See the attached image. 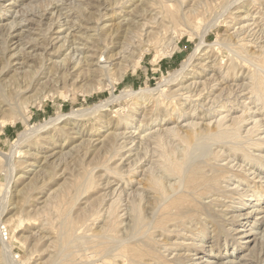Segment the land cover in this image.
Segmentation results:
<instances>
[{"label": "rangeland", "instance_id": "1", "mask_svg": "<svg viewBox=\"0 0 264 264\" xmlns=\"http://www.w3.org/2000/svg\"><path fill=\"white\" fill-rule=\"evenodd\" d=\"M0 91V264H127L113 255L131 246L147 264H264V0H0ZM191 124L230 131L206 144L223 180L195 197L200 224L154 228L184 192L173 176L151 227L122 235L148 165L181 160Z\"/></svg>", "mask_w": 264, "mask_h": 264}, {"label": "bare ground", "instance_id": "2", "mask_svg": "<svg viewBox=\"0 0 264 264\" xmlns=\"http://www.w3.org/2000/svg\"><path fill=\"white\" fill-rule=\"evenodd\" d=\"M124 1V0H123ZM115 5V4H114ZM205 5V4H204ZM231 5V4H230ZM223 7V6H222ZM222 10V9H221ZM157 17L156 14H154V19ZM152 17V15H151ZM23 18V17H22ZM98 18V17H97ZM152 22V21H151ZM128 27L130 25H127ZM119 28V27H118ZM126 28V27H125ZM132 28V27H131ZM121 30V29H120ZM128 30V29H127ZM116 32H118L117 30H115ZM114 31V32H115ZM127 33V31H126ZM125 33V34H126ZM113 35V34H112ZM205 35V34H204ZM117 36V35H116ZM125 36L121 34V36H119V40H124ZM203 39H200V42L196 45L195 47V50L190 54V56L188 57V59L186 61L183 62V64L181 65V70L179 69L178 73V76H175L176 74H173L175 79L174 80H177V78H179L182 74V71H185L183 69H187V67H190L189 64L191 65V62H192V59L194 57H196V55H198L197 53L199 52V50L201 49V47H203L206 43L205 40ZM237 40V39H236ZM252 42V41H251ZM65 43V42H64ZM111 43V42H110ZM120 43V42H119ZM122 43V42H121ZM135 44V43H134ZM203 45V46H201ZM121 46V45H120ZM124 44L122 45L121 48H123ZM209 46V45H208ZM225 48V47H224ZM244 49V48H243ZM259 49V48H258ZM78 50V49H77ZM256 50V49H255ZM125 51V50H123ZM121 52V51H119ZM250 54L249 55H254L256 54V52H251L249 51ZM247 52V53H249ZM234 53V52H233ZM245 53V52H244ZM246 53V54H247ZM261 53V52H260ZM116 54H114V57H115ZM234 55V54H233ZM262 55V54H261ZM117 57V56H116ZM256 57V56H255ZM26 59V58H25ZM101 64V63H100ZM106 64V63H105ZM102 65V64H101ZM78 66V65H77ZM223 67V66H222ZM234 67V66H233ZM234 69L235 68H226V74H224L225 76L222 75V72L218 71V73H213V77H216L214 80H213V83L215 82V84H212V85H209V88H212L214 86H216L219 82H221L220 80H224V79H228L229 76H232L230 74H233L234 72ZM30 70V69H29ZM40 70V69H39ZM177 72V71H175ZM97 73V72H96ZM31 76V75H30ZM212 77V78H213ZM231 80H233L234 78H237L236 74L234 75V77H230ZM229 78V79H230ZM25 79V78H24ZM224 82V81H223ZM229 82V81H228ZM209 84V83H208ZM207 84V85H208ZM221 84V83H220ZM243 84V83H242ZM23 85V84H22ZM226 86V85H225ZM6 88V87H5ZM246 88V87H245ZM43 89V88H42ZM182 90H185V89H182ZM205 90H208V86L206 87H203L202 90L200 89L197 93L198 95L196 96H199L201 95V93ZM246 90V89H245ZM251 91V90H250ZM194 92V91H193ZM208 92V91H206ZM252 94L253 92L255 93L256 91L252 90L251 91ZM251 92H249L251 94ZM176 93V92H175ZM189 95L192 94L191 91H189V89L186 90V92H184V94H187ZM233 94V93H232ZM162 95V93H161ZM175 95V94H174ZM220 95V94H219ZM173 96V95H172ZM250 96V95H249ZM256 96V95H255ZM171 97V96H170ZM189 97H192L191 95H189ZM194 97V96H193ZM220 97V96H219ZM237 98V97H236ZM257 98V97H256ZM169 99V98H168ZM191 99V98H190ZM219 99V98H218ZM175 100V99H173ZM236 100V99H235ZM257 100V99H256ZM189 101V100H188ZM6 99L5 97L3 98L2 94H1V91H0V104H5ZM226 102V101H225ZM169 103V102H168ZM173 103H175L173 101ZM172 104V103H171ZM169 105V104H168ZM173 105V104H172ZM175 105V104H174ZM223 105V104H221ZM223 107V106H222ZM214 106L212 107L210 105L209 107V111L208 113L212 112ZM183 109V108H182ZM195 111L193 110V113ZM183 114L181 112V115L180 117H182ZM167 118V117H166ZM205 118V114H204V117ZM60 120V119H59ZM164 122V121H163ZM197 124V123H195ZM260 124V123H259ZM198 125V124H197ZM197 125H190L185 131H181L180 133V129L179 130H174V133L176 134L177 138L181 141V143L185 144L186 147L185 149L183 150V153H181V156H182V159L179 160V161H175V160H171V159H167L166 157H164L165 155L164 152H163V156L162 159L164 158V164H163V161H160L161 164L158 168V172H160L159 174H161L162 176L160 175H157L158 173H153L155 171V168H151V166L153 165V163L150 164V166L148 165V168L147 170H145V173L146 175H142V176H145L143 181L140 180V182H137L139 184H141V181H142V184L145 188H143L145 191V195L144 197L142 198L141 196V199H140V203L142 202V204L140 205V203H138L137 205L136 204V201H138L135 196L133 198L136 199V201L134 200V205L132 206H128V209H126V214H127V217L125 221V225L124 227H121L122 228V235H125V236H134V233H136L139 229H141L143 226H148V225H151V220L153 218L152 214L154 213V211H156V208L158 205L162 204L163 200L165 202V199L166 197L170 194L171 191H175L177 188H175V185H171L170 186V180L171 177L173 176H176V177H179L180 179V182L183 178V184H184V192L171 199L170 201L166 202L165 204H162V208H161V213H160V216H158V218L155 220V226L154 228H158L157 230H162L161 231V235H168L167 233H170L169 232V229H168V226H175L176 229L179 228V227H183V224H186L188 222H191L192 220L196 221L195 223L196 224H200L199 222V216L200 215V208L198 206H196V203L194 204V202H196L195 200V197L197 198V200L199 201V198H202L204 196H208L210 194H212L219 186H218V180H221V169H217V168H214L210 163H209V159L206 158V156H209V149L208 147H206L209 143V140H213V139H218V138H222L223 136H225L226 138V134H228V132L230 131H226V130H220L219 127H209L208 125H205L204 126H200L198 127L197 129L195 128ZM228 129V128H227ZM260 129V128H259ZM167 130V129H166ZM29 131V130H27ZM26 131V132H27ZM173 131V130H172ZM231 134V133H230ZM158 136V135H156ZM160 136V135H159ZM21 137V136H20ZM26 138V137H25ZM158 138V137H157ZM164 138V137H163ZM23 138L21 137V139L19 140V142L22 140ZM161 139V138H160ZM224 139V137H223ZM227 139V138H226ZM221 140V139H220ZM252 140V139H251ZM149 141V140H148ZM216 141V140H215ZM154 142V143H153ZM219 142V141H217ZM221 142V141H220ZM160 143V142H159ZM146 144V143H145ZM149 144V143H148ZM151 144H157V142L155 143L154 140L151 139V142L150 144L148 145V147L151 145ZM161 144V143H160ZM209 145V144H208ZM159 146V145H157ZM222 146V145H221ZM114 149V148H113ZM147 149V148H146ZM159 149V147H158ZM177 150V149H176ZM103 151V150H102ZM148 151V150H147ZM147 151L144 153L146 156V153ZM180 151V150H179ZM155 152V151H154ZM153 152V153H154ZM171 152V151H170ZM219 152V151H218ZM167 154V153H166ZM152 155V154H150ZM169 155V154H168ZM143 156V155H142ZM143 156V158H144ZM158 156V155H157ZM147 157V156H146ZM149 157H152V156H149ZM159 157V156H158ZM217 157V156H216ZM215 157V158H216ZM264 157V156H263ZM179 158V157H178ZM142 158H140L139 156L136 158V163L138 161H141ZM176 159V158H175ZM150 160V158L148 159ZM147 160V161H148ZM158 160V159H157ZM160 160V159H159ZM264 160V159H263ZM154 163H156L155 161H152ZM167 163V164H166ZM133 164V162H132ZM149 164V162L147 163ZM157 165V164H156ZM132 166V165H131ZM130 166V167H131ZM155 166V165H154ZM135 168V167H134ZM147 168V167H146ZM122 169V168H121ZM120 169V170H121ZM132 169V168H131ZM154 170V171H153ZM134 171V170H133ZM133 171H127L125 173H127L128 175L127 176V180L126 181L127 183L129 182V173L132 174ZM157 172V170L155 171ZM143 173V172H142ZM90 174V173H89ZM121 175V174H120ZM119 175V176H120ZM123 175V174H122ZM134 175V174H133ZM224 177V176H223ZM88 178V177H87ZM123 179V178H122ZM165 179V181H164ZM174 179V178H172ZM103 180V179H102ZM109 180V179H108ZM223 180V179H222ZM83 181L85 182H82V183H79L77 185H75V191L76 193H78V195L83 194V192L85 191V189H89L93 186H91V182H89V186L86 182V180L84 179ZM101 181V180H100ZM168 181V182H167ZM104 182V181H103ZM173 182V181H172ZM96 183V182H95ZM112 183V182H111ZM131 183V181H130ZM87 184V185H86ZM138 184V185H139ZM174 184V183H173ZM96 185V184H95ZM105 185H109V181L106 180V184ZM182 187V185H181ZM121 188V187H120ZM115 190V189H114ZM87 191V190H86ZM85 191V192H86ZM253 191V190H252ZM114 192V191H113ZM112 192V193H113ZM247 192V191H246ZM75 193V194H76ZM121 193V192H120ZM138 193V192H137ZM141 194V193H140ZM172 194V193H171ZM110 196V194H108ZM76 196V195H74ZM107 196V195H106ZM239 196V195H238ZM117 197H120L119 195H117ZM75 198V197H74ZM79 198V197H78ZM110 198V197H109ZM114 198V197H113ZM112 198V199H113ZM139 199V197H137ZM212 198V197H211ZM242 197L240 196V200ZM131 199V198H130ZM233 199V198H232ZM238 199V200H239ZM79 200V199H78ZM167 200V199H166ZM203 200V198H202ZM258 200V199H257ZM133 201V200H132ZM139 202V201H138ZM217 202V201H216ZM215 202V203H216ZM75 203V202H74ZM200 203V202H198ZM119 204V202H118ZM132 204V202H131ZM213 204V203H212ZM117 205V204H116ZM202 205V204H200ZM109 207V206H108ZM109 208H112L113 211H114V208L113 207H109ZM127 208V207H126ZM159 208V207H158ZM214 208V207H213ZM111 209V211H112ZM116 209L118 210V207L116 206ZM95 211V210H94ZM112 211V212H113ZM157 212V211H156ZM124 213V212H123ZM207 213V212H206ZM92 214V213H91ZM95 214V213H93ZM108 214V213H107ZM111 215V214H110ZM113 215V214H112ZM154 215V214H153ZM223 215V214H222ZM92 216V215H91ZM242 216V215H241ZM86 217V216H85ZM85 217H82V220L83 218ZM222 218L225 216H221ZM234 217V216H233ZM205 218H208L209 219V214L206 215ZM223 218V219H224ZM235 218V217H234ZM81 220V221H82ZM124 220H121V222H123ZM207 220V219H206ZM205 220V221H206ZM193 221V222H194ZM83 222V221H82ZM119 222V223H121ZM208 223H211L210 225L211 226H215L214 227V230L215 231L217 228V226L214 224L215 222L213 220H210L208 221ZM195 224V225H196ZM206 224V223H205ZM62 225V224H61ZM192 225V224H191ZM92 226V225H91ZM104 226V225H103ZM106 226V225H105ZM118 226V225H117ZM198 226V225H196ZM151 227V226H150ZM148 226V228H150ZM171 227V228H172ZM69 228V227H68ZM67 228V229H68ZM147 228V229H148ZM170 228V227H169ZM170 228V229H171ZM213 228V227H212ZM66 229V230H67ZM102 229V228H101ZM149 230V229H148ZM182 230V229H181ZM202 230V229H201ZM70 231V230H69ZM150 231V230H149ZM67 233H68V230H67ZM65 232V235L67 234ZM214 233V232H213ZM160 234V233H159ZM155 236V235H154ZM158 236V235H157ZM67 237V236H66ZM74 237V236H73ZM104 237V236H103ZM160 237V236H159ZM68 238V237H67ZM162 244L163 246H166L167 245V241L166 239H164V237H162ZM178 238V237H177ZM216 238V237H215ZM261 238V237H260ZM126 239V238H125ZM155 239V238H154ZM216 242V241H215ZM139 245V244H138ZM115 249V248H114ZM116 250V249H115ZM165 251V250H164ZM252 251V250H251ZM106 254V253H105ZM147 253L140 247H135V246H131L130 248H126L125 250L123 251H120V252H116L113 257L114 258H117V257H120L122 259H124L125 261H127V264L130 263L132 264L133 262H141L142 264H147L145 263L144 261H142V259H144V256H147L146 255ZM255 254V253H254ZM253 257V256H252ZM146 259V258H145ZM149 259V258H148ZM124 261V262H125ZM150 261V260H149ZM115 261H113L111 264H113ZM140 263V264H141ZM153 263V262H152ZM209 263V262H208ZM121 264V263H120ZM125 264V263H123ZM207 264V263H206Z\"/></svg>", "mask_w": 264, "mask_h": 264}]
</instances>
